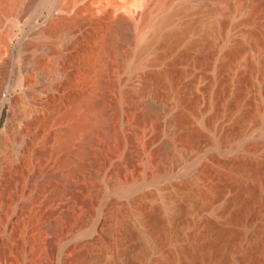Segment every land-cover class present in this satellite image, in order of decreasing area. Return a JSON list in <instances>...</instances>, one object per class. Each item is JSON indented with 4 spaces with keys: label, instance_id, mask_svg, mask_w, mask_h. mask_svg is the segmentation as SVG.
<instances>
[{
    "label": "rangeland",
    "instance_id": "obj_1",
    "mask_svg": "<svg viewBox=\"0 0 264 264\" xmlns=\"http://www.w3.org/2000/svg\"><path fill=\"white\" fill-rule=\"evenodd\" d=\"M213 3L0 0V40L11 33L7 48L0 41V264H78L83 249L76 244L98 233L101 208L111 199L130 213L110 211L118 220L113 240L99 254L101 264H264V0ZM148 10L150 23L141 30ZM42 12L50 15L46 21L39 20ZM120 15L126 25L118 29ZM111 39L119 53L136 43L123 70L113 66L112 53L101 56ZM100 58L106 70L101 80L114 86L108 97L120 109L116 124L123 138L109 167L123 164L128 154L132 163L122 174L123 187L92 204L96 216L86 231L72 233L71 223L58 240L41 231L62 210L50 196L70 185L80 199L89 191L81 176L63 175L82 140L61 146L62 133L75 123L64 116L75 107L83 110V97L101 93ZM136 88L168 111L164 126L144 130L129 145L135 122L124 97ZM8 90L12 101L1 107ZM143 140L149 144L139 148ZM167 142L181 149L180 167L156 177L154 151ZM33 186L39 199L24 210V195ZM81 209L78 202L72 219ZM216 230L231 233L223 238ZM35 239L47 245L50 262L40 259ZM192 247L193 254H182Z\"/></svg>",
    "mask_w": 264,
    "mask_h": 264
},
{
    "label": "bare ground",
    "instance_id": "obj_2",
    "mask_svg": "<svg viewBox=\"0 0 264 264\" xmlns=\"http://www.w3.org/2000/svg\"><path fill=\"white\" fill-rule=\"evenodd\" d=\"M218 1H220V0H197V3L205 6L207 4L210 5V3H212V2L215 3ZM161 4L163 6H166L167 4H169V0H161ZM64 9H66V8H64ZM8 12L10 13L11 10L10 11L8 10ZM12 13L13 14L17 13V16L19 18L22 17V12H15L13 10ZM23 14H24V12H23ZM135 15L136 14H134V16ZM138 15H136V17ZM150 15H151V10H148L141 17V21H140V24L138 26L139 29L141 28V30H143L145 27H147L149 25ZM117 24H118L117 25L118 29L123 28L126 25L125 18L121 15L117 16ZM182 31H184V30H182ZM182 31L180 30L178 32H182ZM10 34H11L10 32L7 33V35L0 40L3 43V45L5 46V48H7L9 45L8 40L10 38ZM182 35H184V34H182ZM172 36H176V34H174ZM132 39H135V38H132ZM111 41H112V39L110 40V42ZM110 42H109V44H106L102 47V49L100 50L102 55L101 54L100 55L103 56V54H105V53H112L115 56V59L113 61V66H115L116 68L118 67L117 69H119V70L120 69L123 70L124 67H127L125 65L130 60V58L133 57L134 54H136V52H137L136 51L137 46H135L136 43L132 44L133 47H130L127 51L119 53V48H118L117 44L114 41L111 43ZM106 43H108V42H106ZM126 48H128V46ZM143 51H144L143 49L139 50L138 54L143 53ZM102 63L103 62L101 59L100 66L96 71L97 76H99V81H100L99 83H100V87H101V93L99 94V96H97V97H88L87 96V97H83V98L81 97L82 98L81 101L83 103L81 105H83L82 106L83 110H81V108L79 109V107L78 108L75 107V108H72L71 111H69L64 116L66 118L73 117L75 119V123L70 128H68L67 130H65L62 133V136L60 137L61 146L69 143L70 141L74 140L75 138L77 139L79 136L82 137V140H81V143L79 145V151H78L77 158L71 161L72 165L70 164L71 165L70 170H68V172H65L63 175L66 177L67 174L72 173L73 175L75 174V175H78L79 177L81 176L87 182V184L89 186V191H88L87 197L80 199L75 193V187H73L72 185L69 184L70 186H65V188L55 191L52 194V196H50L51 197L50 198L51 203L52 202H54V204L56 202H57V204H58V202L60 204L62 203L60 205L62 207V210H61L60 214L57 215L55 218L47 220L46 222H44L41 226V231L43 232V234L45 236H48L51 238H58V240H60V238H62L67 233V230L69 231L68 226L71 223L72 224H71L70 230L72 231V233L83 231L90 225V223L92 224V221L96 216V214L94 215V213H93L94 211H92V207L94 210V206H92V204H94V203L96 204L97 202H100V200L104 197V195L106 194V192L108 190H117V189H120L123 187V185H124L123 184L124 179L122 178V176L124 175L123 172H124L125 168H128L130 166V164L132 163L133 157L130 154H128L126 156L123 164L117 163V164H114L113 166L109 167V165H111L110 163H111L112 159L114 158V155L118 152V149L123 144V138L120 134L121 132L118 131L117 124H116L117 121H119L118 120L120 117L119 115H121L120 111H119L120 109L117 108L115 105H113L109 101V97H108L109 92H111L113 90L114 86L112 83L103 82L101 80V76L106 71V70H104ZM136 78H138V77L136 76ZM142 89L143 88H140V89L136 88L135 90H129L130 92L127 91V93L124 97L130 105L128 107V108H130V112H128V116H129V118L134 119V122H135L132 126V130L129 127L131 130V134H130L131 136L128 137V140H127V143L129 145L134 144V141L138 142L140 140L141 135L144 132V130H147L150 128H156V127H159L161 125L164 126L162 124V122L165 119L166 112L168 111L167 108L162 104V102L156 96L146 94ZM169 124H167V125H169ZM3 135L4 134H2L0 136V139L2 138ZM151 140H154V137H153V139L151 138L150 141ZM169 143L171 144V142H169ZM148 144H149V141L146 140L144 142V140H143V143H141L140 145L138 144V145L140 148V147L145 146V145L148 146ZM172 145L170 146L168 144V142L162 143L154 151L155 152V161L154 162H156L154 165V174L156 177L172 175L176 171V169H178L180 167V164L178 165V163H180L181 159L178 160V157H177L178 156L177 155L178 149L176 147L175 148L172 147ZM139 148L136 147L133 151H135L138 154L139 150H140ZM179 150H181V149H179ZM135 152H134V154H136ZM140 154H141V152H140ZM189 156H190V154H189ZM184 157H185V155H184ZM68 164H69V162H68ZM150 167H151V165H150ZM41 168H43V166L38 168V169H41ZM3 177H4V174L0 170V179ZM186 184H187L186 181L181 182L179 184L181 186L180 188H182V186H185ZM174 185L177 186L178 184L174 183L173 186ZM147 194H149V192ZM24 196H25V201H23V203L21 204V208L24 210L31 209V207L34 205V203L36 201H38V199H39L38 190L34 186ZM135 199H136V196H135ZM117 200H119V199H117ZM117 200L116 199L108 200L102 206V208H101V216L102 217H101V220H100L98 226L96 227L98 230V233L93 235V237L90 240L79 242L76 244L77 246H79L83 249L81 254L79 253L80 254L78 257L79 261L77 260L78 264H101L99 261L102 258L99 259L100 258L99 254H101L100 252H105V251H102L103 247L107 243H109L110 241L113 240V239H111V237H113L111 235V233L114 229L112 227L114 225V220L116 221V219L118 218L116 215L118 214V211H120L117 208V205L120 204L119 203L120 201L118 202ZM78 202L81 203L82 208H83L81 210L83 212L81 211L80 212L81 215L79 214V216L72 219L74 216L72 217L71 215L73 214L74 209L76 208ZM126 205L129 206L128 204H126ZM115 207L117 208L116 209L117 214L115 215L112 213L115 216V217L113 216L114 217L113 218V217H111L110 211L113 212L112 210ZM118 207H119V205H118ZM121 207H122V203H121ZM128 208L126 210H125V208H123L125 211L123 210L122 212L121 211L120 212L127 215L128 213H130ZM131 209H132V206H131ZM126 215H124L125 217L124 216L123 217L126 218L127 217ZM120 220H121V222H123L122 219H119V221ZM153 223H154V225L159 226V220L158 219H156V218L153 219ZM121 224H122V226L125 225V223L124 224L121 223ZM123 228H124V232L126 233L127 236H129V237L132 236V233H131L128 225H126ZM99 230L101 232H99ZM216 231H218L220 236L223 238L226 236H229L231 233L230 231H223V230H216ZM66 235H68V234H66ZM69 236H70V233H69ZM220 236H218V237L220 238ZM63 238L65 239V237H63ZM66 238H67V236H66ZM33 245H34V248H35V251L37 252V254H40V256H41L40 259L42 258L46 262L51 261V256H53V255H51L49 250L46 248L47 245H45V246L42 245L39 242V239H35L33 242ZM218 246L220 247V245H218ZM221 246H222V244H221ZM105 247L107 249L108 246H105ZM202 249L197 247L196 251L201 252ZM192 250H193V247L192 248H185L182 251L181 250L180 251L182 252V254L183 253L193 254L192 252H194V251H192ZM181 252H179V253H181ZM102 254L100 256H102ZM196 255H197V253H196ZM41 261L39 260L40 263H42ZM52 261H54V260H52Z\"/></svg>",
    "mask_w": 264,
    "mask_h": 264
},
{
    "label": "water",
    "instance_id": "obj_3",
    "mask_svg": "<svg viewBox=\"0 0 264 264\" xmlns=\"http://www.w3.org/2000/svg\"><path fill=\"white\" fill-rule=\"evenodd\" d=\"M49 14H46L45 12H42L40 15H39V20H43V21H46L48 18H49ZM13 94L14 92L8 90L6 92V95L4 97L1 98V107H3L5 104H9L11 101H12V98H13ZM4 132L3 131H0V136L3 134Z\"/></svg>",
    "mask_w": 264,
    "mask_h": 264
},
{
    "label": "trees",
    "instance_id": "obj_4",
    "mask_svg": "<svg viewBox=\"0 0 264 264\" xmlns=\"http://www.w3.org/2000/svg\"><path fill=\"white\" fill-rule=\"evenodd\" d=\"M3 119H4V116H2V120H1V123H0V124H2V122H3Z\"/></svg>",
    "mask_w": 264,
    "mask_h": 264
}]
</instances>
